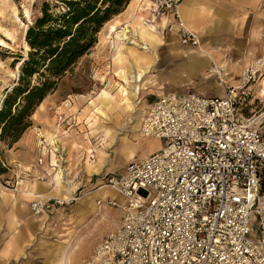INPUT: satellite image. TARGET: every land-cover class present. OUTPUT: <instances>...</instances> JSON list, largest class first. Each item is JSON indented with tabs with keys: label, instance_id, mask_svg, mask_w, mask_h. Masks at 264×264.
Instances as JSON below:
<instances>
[{
	"label": "built area",
	"instance_id": "obj_1",
	"mask_svg": "<svg viewBox=\"0 0 264 264\" xmlns=\"http://www.w3.org/2000/svg\"><path fill=\"white\" fill-rule=\"evenodd\" d=\"M183 1L136 0V10L145 14L143 24L164 20L182 45L196 47L199 38L179 11ZM262 72L264 55L250 59L238 83L230 84L225 67L211 62L207 73L222 95L188 90L156 96L139 133L165 145L128 161L123 172L103 175L100 186L122 201L96 203L120 209L121 221L81 264H264V110L250 108L260 100L255 88ZM67 101V110L49 107L56 119L52 143L36 132L38 155L21 176L44 181L40 169L64 164L59 138L76 124ZM19 181L5 188L15 191ZM52 202L60 201L33 198L31 213L41 214Z\"/></svg>",
	"mask_w": 264,
	"mask_h": 264
},
{
	"label": "rangeland",
	"instance_id": "obj_2",
	"mask_svg": "<svg viewBox=\"0 0 264 264\" xmlns=\"http://www.w3.org/2000/svg\"><path fill=\"white\" fill-rule=\"evenodd\" d=\"M41 1L42 0H0V38L7 42L6 46L0 45V103L6 91L17 80L20 65L18 60H22L21 58L26 56V51L28 50V47L25 46V32L27 27L32 23L34 17L39 15ZM125 8L126 7H124V9ZM26 11H28V16L25 13ZM129 18V16H126L123 19L121 11L119 14L112 16L111 19L102 26L97 34L95 45L76 61L59 81L56 89L48 94L50 95L49 101L42 107L45 115L39 117L37 114L34 118L35 120H32L31 117V125L22 134L21 144L17 143L21 138L11 145L5 142L0 143V184L3 187L8 185V188H14L13 184L15 180L19 181L21 179L27 181L28 179H32L21 176V173L25 170V167H30L36 158L37 151L35 149V142L37 126H50V124H54L56 120L52 111L49 110L50 106H60L61 110H67V107L64 105L69 99L72 107L78 104L80 108L79 111L81 112V110L83 111L87 108L86 106L88 105L87 102L89 99L98 97L103 91L112 96L113 100L119 98L120 94L118 90L122 81L121 78L117 79V77L113 75L116 67L113 63V56L117 51L114 45H112L114 38L109 32L107 23L110 21H118L120 23L118 26L122 27L125 20ZM4 32H7L8 35ZM163 37L164 40H167V33H163ZM159 39L161 43V36ZM131 41L132 39L122 40V47L118 49L120 51L122 50V56L127 54L126 47L133 46V44L131 45L130 43ZM166 49L167 48L164 47L158 49L160 52L159 61L155 64L153 71L155 79L164 83L165 93L169 92L176 95H183L185 91H195L194 87L197 84L199 85L202 80L192 79V87L186 89L185 86L182 87V85H179L174 77L169 75L170 58L172 56ZM206 82H211L214 85L218 84L214 78L206 80ZM202 90H205V88ZM207 93L199 92L198 94L205 96L215 95V93ZM70 96L71 98H69ZM140 97L143 101L145 117L148 110L146 106L153 101L155 95L153 91H149L148 89L144 91ZM259 99L260 100H256L254 104L250 105V108H254L256 111L264 110V99L260 97ZM74 109H76V107ZM74 109L72 108L71 112H75ZM71 112H69L68 115ZM250 113L251 109H246L243 112L244 116H249ZM135 114L136 112L132 117H134ZM97 125L101 124L97 123ZM97 125L89 126L84 119L81 120L80 123L74 124V126L69 128L68 132L72 133L74 138L83 141L88 140L93 146H96L101 138L99 136L102 135L101 132H98ZM140 125L135 131L136 134L140 130ZM110 126L113 125L111 124ZM130 127V124H123L121 118V121L112 129L117 133L118 138L124 135L131 137L134 135V132L130 130ZM117 142L118 139L108 150L110 153V161L101 174L92 175L88 181L86 176L80 173L75 179V182L79 183V187L67 200H63L59 203H51L52 205L45 210L43 223L39 222L42 224L41 226L37 225L38 223L32 224L31 220L33 221V219L25 218L24 211L20 209L19 205H15L14 207L13 205H9L0 208V264H52L51 260H53L54 252L57 250L56 253L58 255L61 248L67 243L77 245L71 257V264H81L90 256L95 243L104 236L98 238L96 241L95 237L101 235L104 229L107 230L106 234H109L120 225V209L108 207L106 205H98L96 201L102 197H91L79 205L77 199L87 192L96 190L103 184L102 179L104 174L108 172H119L129 160L139 159L144 157V154L147 156L153 152L159 151L161 147L165 145V142L154 137H146L140 134V136L136 138L135 145H133L135 147L132 149V158L129 152H126L124 149H122V152L117 151V153H111V150L117 146ZM98 146H101L100 143ZM93 153L94 158L92 160L96 158V152L93 151ZM85 156L87 158L89 154L85 153ZM84 163L86 164V169L87 164H94L88 159H86ZM18 165H20V167ZM48 178L49 177L45 180L47 181ZM7 180L10 181V184H6L5 181ZM105 190L107 192L111 191V189L107 188ZM8 192L18 196L17 191L9 190ZM108 196H110V193ZM31 201L32 200H29L28 202V209L30 212ZM91 209L96 211L93 212ZM99 213L102 216L100 219L97 218ZM39 217L43 219V216ZM54 232L61 234V236L53 234ZM48 240L55 241L54 243L57 245L52 244V247H50L51 244ZM7 247H9V255L4 254L5 248ZM42 252H47V254ZM55 257L57 258V256Z\"/></svg>",
	"mask_w": 264,
	"mask_h": 264
},
{
	"label": "crops",
	"instance_id": "obj_3",
	"mask_svg": "<svg viewBox=\"0 0 264 264\" xmlns=\"http://www.w3.org/2000/svg\"><path fill=\"white\" fill-rule=\"evenodd\" d=\"M131 1L134 12L137 14L139 19H143L145 14L141 12H137L136 0H131ZM127 8L128 7L126 6V8L122 11L123 19L126 16L130 17L129 12L133 11V10L132 11L127 10ZM180 14L183 18L185 25H187L189 29H191L193 32L199 35L202 46L205 48L206 51H208L209 55L212 57L211 59L214 58L213 59L214 61L218 63H225L227 65V82L230 84H236L238 82V77L240 76L241 69L248 62V60L260 57L263 54L264 0H184L180 4ZM164 23L165 21L162 20L159 21L156 26H154L155 30L161 36L162 40L161 43L154 45V51H153L154 54L152 58L153 66L150 72L145 76V78L141 83L142 85H141L140 95L148 89L149 91L150 90L153 91L155 95L154 99L156 98L157 95L165 94L164 83L157 81L153 74L154 66L159 61L160 52L158 51V49L160 47L167 48L166 50L172 56L170 58L169 75L174 77V79L176 80L177 83H179V85H182V87L185 86L186 89H189V87H192L191 84L192 79H200L202 80L200 81L201 85L197 84L194 87L195 89L194 92L196 93L208 92L209 94L215 93V95L218 96L222 95V91H221L222 89L221 87H219V84L214 85L211 82H206V80L212 79V77L207 73V68L210 66L211 62L213 61H210L211 59L209 57L197 51L195 47L182 45L178 41V38L174 33L171 34V32L166 31ZM163 33H167L168 36L167 40H164ZM119 59H121V61ZM130 61L131 59L129 58V56L127 54L122 56L121 51H119V53L116 52V54L113 56V63L116 66L113 75L116 76L117 79L121 78L122 81V84L118 90L119 94H121L120 92L124 83V78L127 77L128 74L130 73ZM125 64L127 65L125 66ZM203 88H205V90H202ZM157 90L159 93L157 92ZM49 98L50 95L46 96V98L40 104L41 107L39 106L37 107L36 111L32 115V120H35L34 118L35 116H37V114L39 117H43L45 115L44 109H42V107L46 104V102L49 101ZM90 100L92 99L88 100L87 102L88 104ZM67 102L68 101H66V103ZM152 102L147 104L146 107L148 109L152 104ZM138 106L139 109L145 112L141 97ZM75 107L76 109H74ZM72 108L75 110L76 124L80 123L81 120L84 119L86 121V118H88V122L86 121V123H88L89 126H94L95 124L97 125V123L101 124V125H97V127L99 128L98 132L103 128L110 127V125L113 124V122L115 121V117H112L113 118L112 123L104 124L101 121H95L94 118H89L90 113L85 118L84 112L86 109L83 111L81 110L80 112L79 111L80 108L78 107V104L73 107L71 104V111ZM134 117L136 119L137 114H135ZM143 119H144V114L138 126L142 123ZM55 122L54 124L51 123L50 126H41V127L37 126L36 132L40 131V133L46 138V140L52 143V138L55 133ZM102 126L103 128H100ZM48 132L51 135L48 134ZM71 134L72 133L67 132L64 135H61L59 138L65 150L64 164L60 165L58 168L55 169H50L49 166H45L42 169H40V172L46 173L47 177H49L47 181L46 180L38 181L36 179H28L27 181L20 180L19 183L20 182L21 183L17 185L18 187L15 190L18 192V196H15L14 193L8 192L9 191L8 189L0 185V208H3L4 206L7 207L9 205H13V207L15 205H19L20 209L24 211L25 218L26 217L31 218L33 219V221L31 220L32 224L38 223L37 225L41 226L42 224L38 222L39 221L38 217L43 216L42 219V223H43V220L45 218V212L38 216H34V215L32 216V213L28 209L29 200H32L34 197L38 195L47 196L49 195L48 192H52V195L50 194L47 197H57V198H65V199L69 198L72 195V193H74L76 189L79 187V183L78 182L76 183L75 179L78 177L80 173H83L88 181L90 180V177L92 175H97V173L101 174L107 163L110 161L109 160L110 153L108 152V150L112 147V145L115 143L117 139H118L117 146L113 150H111V153L113 154L117 153V151L122 152V142H128L129 144H132V142L136 140L138 136H140L139 132L137 134L136 132H134V135L132 137L124 135L123 137L118 138L117 133L114 131L113 134H116V138L113 144L111 143L107 147L108 156L105 163L103 165H100L97 161L98 152L96 151V149H100L102 147L98 145L102 141L101 139L103 138V136L100 135L99 136L101 137L100 141L97 143L96 146H93L90 141L78 140L77 138L73 137V134L71 136ZM67 135H69V137H67ZM37 139L38 138L36 137L35 149L38 155L39 149L37 147ZM21 140L22 138L17 143L21 144ZM93 151L96 152L95 153L96 158L94 160H91L89 157L86 158L85 153L90 154ZM131 156L133 157V155ZM143 156L145 157L146 155L144 154ZM86 159H88L90 162H93L95 165V167L89 171L86 169V164L84 163ZM64 168L65 169L68 168L72 173V176L74 177L72 183V187H74V189L72 191H69L67 188L62 187L60 184L51 183L53 182V178L55 174L59 170L64 171ZM26 184H27V188L29 187L27 189V192L33 194L28 198L23 191L24 185ZM106 188L107 187L105 186H100L94 191L85 193L83 196L77 199L78 205L80 203L82 204L89 198L95 196L102 197L100 199L109 197L111 199H118L119 201H122V198L115 191L111 190L110 192H107L105 190ZM109 193L110 196H108ZM91 211L95 212L96 210L91 209ZM101 217L102 216L99 213V215H97V218L100 219ZM106 232L107 230L104 229L101 235L95 237L96 238L95 241L102 236L104 237L107 236L108 234H106ZM53 234L61 236V234H58L56 232H54ZM48 241L51 244L50 247H52V244H56L54 243L55 241H50V240ZM5 249L6 250L4 254L9 255L10 253L8 251L9 247ZM56 252H54L53 260H51L52 264H54L53 262L56 259L55 257L57 256ZM42 253L47 254V252H42Z\"/></svg>",
	"mask_w": 264,
	"mask_h": 264
},
{
	"label": "trees",
	"instance_id": "obj_4",
	"mask_svg": "<svg viewBox=\"0 0 264 264\" xmlns=\"http://www.w3.org/2000/svg\"><path fill=\"white\" fill-rule=\"evenodd\" d=\"M131 0H42L25 32L26 56L18 60L16 82L0 103V143L17 142L37 107L76 61L96 43L97 34Z\"/></svg>",
	"mask_w": 264,
	"mask_h": 264
},
{
	"label": "bare ground",
	"instance_id": "obj_5",
	"mask_svg": "<svg viewBox=\"0 0 264 264\" xmlns=\"http://www.w3.org/2000/svg\"><path fill=\"white\" fill-rule=\"evenodd\" d=\"M127 10H130V11L133 10L132 1L128 5ZM179 11H180V6H179ZM25 13L28 16V11H26ZM129 15H130V19H127L124 22V24H122V27L118 26V25H120V23L118 21H115V22L110 21L107 23L109 32H110V34L113 35L112 37L114 38V40L112 41L113 42L112 45H114L116 51L122 47V40L132 39V41L130 43H131V45L133 44V46H130V47H126V45H125L126 53L129 56V58L131 59V61H130V73L128 74L127 77L124 78V83H123V86H122V89L120 92L121 94H120L118 99L113 100L112 96H110L108 93L103 91V92H101V94L98 97H95L94 99L89 101V104L86 106L87 108L84 112L85 118L90 113L89 118H94L95 121H101L104 124L112 123L113 122L112 116L115 117V121L112 124L113 126L106 127V128H103V126L100 127V128H103L99 131V132H101V134L103 136V138L101 139L102 141L100 142V145L102 146V148L96 149V151L98 152L97 161L100 165H103L105 163L107 156H108L107 147L111 143L113 144V142L116 138V134H113L114 130L112 128L115 127L121 121V118L123 120V124H126V125L130 124L131 125L130 130L132 132H135L140 120L142 119L144 112H143V110L139 109V106H138V104L140 103V93H141L140 91H141V85H142L141 83H142L143 79L145 78V76L150 72V70L153 66L152 58H153V54H154V52H153L154 51V45L160 43V39H159L160 35L155 30L154 26L143 24L142 19H139V17L134 12V10L132 12H129ZM120 16H121V14H120ZM4 33L8 35L7 32H4ZM171 34H173V33L171 32ZM195 34L199 38V45L196 46L197 51H199L200 53L206 55L207 57H209L211 59L212 57L209 55L208 51H206L205 48L202 46L199 35L197 33H195ZM0 45L6 46L7 42L4 39L0 38ZM25 46L28 47L26 42H25ZM119 51L120 50H118L117 52L119 53ZM263 55H264V53L261 56H263ZM213 59H211L210 61H213L215 64H219V65H222L225 67L226 81H227V65L225 63H218V62L214 61ZM119 60L121 61V59H119ZM119 65H120V63H119ZM126 65L127 64H125V66ZM243 67H242V69H243ZM242 69H241V73H242ZM241 73H240V75H241ZM219 87H221V89H222V86L219 85ZM256 87H257L256 88V96L264 99V72H262L260 77L258 78ZM221 91L223 94V89ZM39 107H41V106L39 105ZM135 112H137L136 113L137 114L136 119H135V117L134 118L132 117V115ZM124 117H126V118H124ZM86 121L88 122V118H86ZM98 130H99V128H98ZM71 136H72V134H71ZM67 137H69V135H67ZM105 139L106 140L108 139L109 141L107 140L108 141L107 142ZM135 141L136 140H134L132 142V144H129L128 142H122V149H124L126 152H129L130 157H132L131 156L133 153L132 149H133V147H135V146H133V145H135L134 144ZM63 161L65 162L64 158H63ZM18 166L20 167V165H18ZM94 167H95L94 164H92V165L87 164V170L88 171L93 169ZM26 169H29V167H25V170ZM73 178L74 177L72 176V173L70 172V170L68 168H66V169L64 168V171L59 170L55 174V176L53 178V182H51V183L60 184L62 187L67 188L69 191H72L74 189V187H72ZM32 179H35V178H32ZM20 183L18 182L17 185H19ZM28 188H27V184L24 185L23 191H24V194L27 196V198L33 195V194L27 192ZM48 193H49V195L50 194L52 195V192H48ZM100 193H102V192H100ZM49 195H47V196H49ZM47 196L38 195L36 197H40L41 199H44V200L45 199H57L60 202L68 199V198L65 199V198L47 197ZM44 212L45 211H42L41 214ZM38 220H39L38 222H42V219L40 217H38ZM76 248H77L76 244L71 245V244L67 243L65 246H63L61 248L59 254L57 255V258L54 260L53 263L54 264H71V257L73 256V253L75 252Z\"/></svg>",
	"mask_w": 264,
	"mask_h": 264
}]
</instances>
